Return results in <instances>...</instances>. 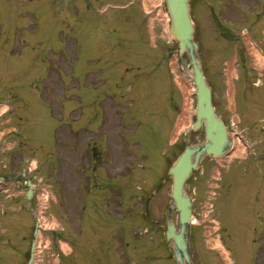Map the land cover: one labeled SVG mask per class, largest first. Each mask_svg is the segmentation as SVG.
<instances>
[{
  "label": "rangeland",
  "instance_id": "rangeland-1",
  "mask_svg": "<svg viewBox=\"0 0 264 264\" xmlns=\"http://www.w3.org/2000/svg\"><path fill=\"white\" fill-rule=\"evenodd\" d=\"M51 1L48 10L46 0H0V164L15 175L27 174L38 188L33 210L41 225L34 264H174L163 227L152 225L144 212L146 198L161 182L151 203L161 224L173 202L167 170L179 152L170 151L175 127L186 114L184 87H192L182 67L189 59L169 58L177 45L165 35L161 0H144L153 10L147 21L140 1L117 9L105 5L127 0H79L85 16L94 19L85 17L77 26L71 24L76 15L70 0L58 6ZM116 18L126 39L113 30ZM192 18L197 21L195 9ZM94 26L105 27L106 36L97 35ZM198 26L199 34V20ZM119 39L124 44L109 52L106 46ZM251 50L254 62L243 58L234 64L235 55L206 58L216 106L227 123L234 93L255 87L264 67V58ZM260 94L264 97V87ZM195 107L192 97L178 146L202 139L200 132L189 134ZM241 119L240 126L251 129L243 142L258 153L254 144L262 121ZM237 143L245 156L246 148ZM208 163L204 160L187 185L195 199L190 234L196 261L218 264L217 253L205 251L203 234H210L211 242L223 234L230 246L232 236L264 234V168L252 159L236 160L214 189L218 175ZM8 189L12 196L2 210L9 213L0 218V231L13 230L10 264H26L35 226L27 211L26 180ZM85 208L94 217L87 226L81 223ZM174 217L178 224L177 211ZM66 240L74 248L68 256L61 249Z\"/></svg>",
  "mask_w": 264,
  "mask_h": 264
},
{
  "label": "flooded vegetation",
  "instance_id": "flooded-vegetation-1",
  "mask_svg": "<svg viewBox=\"0 0 264 264\" xmlns=\"http://www.w3.org/2000/svg\"><path fill=\"white\" fill-rule=\"evenodd\" d=\"M198 9L201 47L205 60L208 56L214 57L217 54L223 55V60H227L235 53L237 61L243 58L252 61L247 40L264 51V0H200ZM263 87L264 77L257 90L242 89L237 94L235 111L239 112L241 118L248 117L254 123L263 116L264 97L260 94ZM240 101L243 104L239 105ZM3 174L7 176V180L13 181L12 174L1 171L0 175ZM5 234L6 243L0 246V262L8 264L12 259L14 242L12 233L7 231ZM231 253L233 264H264V234H252L250 239L236 238L233 240Z\"/></svg>",
  "mask_w": 264,
  "mask_h": 264
},
{
  "label": "water",
  "instance_id": "water-1",
  "mask_svg": "<svg viewBox=\"0 0 264 264\" xmlns=\"http://www.w3.org/2000/svg\"><path fill=\"white\" fill-rule=\"evenodd\" d=\"M190 2L191 0H165L170 17L168 31L178 41L180 54L188 53L193 68L192 79L197 86V119L194 129L203 128L206 138L202 144L193 147L187 146L169 171L170 175L173 176L172 197L174 203L171 208L179 210L180 230L179 232L176 231L175 224L169 217L166 237L174 242V255L178 264H193L187 243V232L192 216L193 203L191 197L185 191V182L197 168L200 159L204 155L222 156L229 151L232 145L228 129L215 114L211 88L202 71L198 56L199 45L194 39L195 27L190 17ZM29 186L31 187L30 197L32 194L30 182ZM37 229L38 223L28 264H33Z\"/></svg>",
  "mask_w": 264,
  "mask_h": 264
},
{
  "label": "bare ground",
  "instance_id": "bare-ground-1",
  "mask_svg": "<svg viewBox=\"0 0 264 264\" xmlns=\"http://www.w3.org/2000/svg\"><path fill=\"white\" fill-rule=\"evenodd\" d=\"M180 84L184 87V83H182V82L180 81ZM184 89H185V92L187 93V91H188V87L185 86ZM187 112H188V107L186 108V114L184 113L183 116L180 118V121L177 123L176 129H175V132H174V134H173L174 137H175V134H176V130H177L181 125H183V124L186 122L187 117L185 118V120H184L183 118H184V116L187 115ZM173 139H174V138H173ZM242 154H243L242 149L238 146V148H236L235 151H233L232 156L235 157V156H240V155H242ZM63 244H64V243H63ZM64 245H65V244H64Z\"/></svg>",
  "mask_w": 264,
  "mask_h": 264
}]
</instances>
